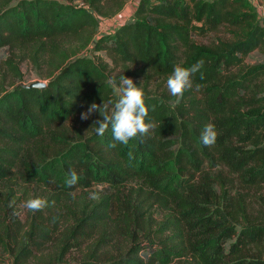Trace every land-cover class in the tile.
<instances>
[{
  "label": "trees",
  "instance_id": "trees-1",
  "mask_svg": "<svg viewBox=\"0 0 264 264\" xmlns=\"http://www.w3.org/2000/svg\"><path fill=\"white\" fill-rule=\"evenodd\" d=\"M126 1L84 0L79 7L74 0H0V51L13 52L5 64L17 78L25 59L50 69L44 89L19 84L0 95V232H22L10 250L15 263L52 245L43 264H65L70 250L99 232L75 264H264V224L235 195L236 181L264 185V61L245 65L253 52L264 53V7L261 13L252 0H140L124 25L99 36L100 17L122 11ZM92 45L106 59L77 57ZM17 48L28 52L19 59ZM201 60L182 96L149 90L150 80L167 81L175 66ZM122 76L147 81L146 123L154 127L112 148L111 126L95 133L100 113L88 120L81 114L116 100ZM206 124L217 132L211 147L200 140ZM72 171L79 179L69 188ZM18 180L50 193L24 224L9 203ZM132 182L142 189L122 198ZM94 185L115 193L98 202L74 199ZM156 209L163 220L153 229L146 215ZM110 224L127 241L114 245L116 254H99L111 248L104 236Z\"/></svg>",
  "mask_w": 264,
  "mask_h": 264
},
{
  "label": "rangeland",
  "instance_id": "rangeland-1",
  "mask_svg": "<svg viewBox=\"0 0 264 264\" xmlns=\"http://www.w3.org/2000/svg\"><path fill=\"white\" fill-rule=\"evenodd\" d=\"M264 3V2H263ZM74 4L76 6H83L85 4L84 0H74ZM261 5V4H260ZM135 2L133 0H127L126 4L122 11L118 13H114V11L107 15L100 17V30L99 36H102L105 33L112 32L120 22L127 21L128 16H131L135 10ZM107 11H111V5L107 6ZM264 4L260 10L262 13ZM130 9V10H129ZM129 10V11H128ZM93 45L90 46L85 51L79 53L77 57H94L95 55H101L106 59L104 53L95 54L92 51ZM21 59L27 52V50H23L22 48H17L14 50ZM13 55L11 49H5L0 51V95H2L6 91H11L16 85H30L35 82H42L48 83L50 80V69L46 66H40L38 69L36 65L30 60L25 59V61L17 62V66L19 67L22 78L15 77V73L11 71V68L5 64V61ZM264 61V53L262 50H258L253 52L245 59V65H258ZM114 69V67H111ZM121 72L120 68H116L114 72H112L113 76L118 75ZM236 72V70H235ZM137 87L143 89L146 86V80L143 79H132ZM149 90L152 92L161 93L164 90H168L167 88V81L154 78L150 80L149 83ZM142 184L140 182H132L130 183L126 189L121 191L122 198L126 197L128 194H136L140 191ZM235 195L239 194L240 198H243L248 205H250V217L253 218L255 222L260 224H264V203L262 199H264V185L261 187H254V188H244L242 184L238 181L235 183ZM14 195L11 196L9 200L10 206L13 204V211L17 213L19 220L24 224L30 218V212L26 208L23 207V204L28 199L40 198L45 201H48L49 192L44 190L43 188H39L36 185L26 186V184L18 180V184L14 186ZM114 192L108 191L106 187L94 185L92 188L86 190H78L75 193L74 199H85L86 202H98L102 198L111 195ZM95 197V198H93ZM4 200H7V196ZM151 214V216H150ZM147 217H151L150 224L152 225L153 229H156L155 226L158 225L163 220V213L162 210H149ZM62 229H59L57 233L53 234L54 240L53 244H58V239L61 238L62 233L64 232V225H62ZM109 229L106 232L105 239L110 240L112 239L111 248L103 247L98 250L99 254L104 253V251L110 250L112 253L116 254L117 250L115 249L114 245L119 242L118 248L123 247L124 243L127 241L124 238V235H121V230H113L114 225L110 224ZM22 232H16L12 228L9 229L8 232H0V264H16L14 256L10 251L12 248H16V240L21 239ZM100 233L95 232L90 238H88L82 248L79 250L72 249L68 252L66 257L63 260L65 264H75L77 260L84 258L87 256L88 252H90L91 248L93 247L94 243L99 239ZM75 239L72 240L74 242ZM106 243V242H105ZM105 246V245H104ZM122 249V248H121ZM55 251L54 246L50 245L46 248L44 253H41L34 258L27 262V264H43V261L48 259V257L53 254Z\"/></svg>",
  "mask_w": 264,
  "mask_h": 264
},
{
  "label": "clouds",
  "instance_id": "clouds-1",
  "mask_svg": "<svg viewBox=\"0 0 264 264\" xmlns=\"http://www.w3.org/2000/svg\"><path fill=\"white\" fill-rule=\"evenodd\" d=\"M203 64L204 61L201 60L191 67L175 66L167 79L169 93L174 97H180L185 90L192 88L191 78ZM116 95V100L104 101L102 107L92 103L87 111L81 114L82 120H88L93 113H100L102 119L95 121V133L103 136L111 126L113 143L110 147L112 148H116L118 144L127 146L131 140L146 136L154 127L152 123H146L149 109L145 103L144 93L132 79L122 76L116 87ZM216 138L217 132L214 125L206 124L200 134L201 142L211 147L215 144ZM131 156L132 153L129 152V157ZM78 179L76 172L72 171L65 184L71 188L78 183ZM46 206L47 201L40 198L28 199L23 204V207L31 212L42 211Z\"/></svg>",
  "mask_w": 264,
  "mask_h": 264
},
{
  "label": "crops",
  "instance_id": "crops-1",
  "mask_svg": "<svg viewBox=\"0 0 264 264\" xmlns=\"http://www.w3.org/2000/svg\"><path fill=\"white\" fill-rule=\"evenodd\" d=\"M253 2H254V4L259 8V9H261L262 8V6L261 5H263L264 3V0H252ZM133 2H135V7L137 8V6H138V4H139V2H140V0H133ZM261 4V5H260ZM136 8H135V10H136ZM130 10V9H129ZM128 10V11H129ZM135 10H134V12H135ZM134 12L132 13V15L134 14ZM131 15V16H132ZM131 16H128V19H127V21L131 18ZM127 21H124V22H120V24L119 25H117V27L113 30V31H115L117 28H119L121 25H124ZM112 31V32H113Z\"/></svg>",
  "mask_w": 264,
  "mask_h": 264
},
{
  "label": "water",
  "instance_id": "water-1",
  "mask_svg": "<svg viewBox=\"0 0 264 264\" xmlns=\"http://www.w3.org/2000/svg\"><path fill=\"white\" fill-rule=\"evenodd\" d=\"M24 88H33V89H44L46 87V83H42V82H35L30 84L29 86L23 85Z\"/></svg>",
  "mask_w": 264,
  "mask_h": 264
}]
</instances>
